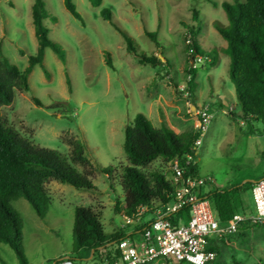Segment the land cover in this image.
<instances>
[{
  "label": "rangeland",
  "instance_id": "obj_1",
  "mask_svg": "<svg viewBox=\"0 0 264 264\" xmlns=\"http://www.w3.org/2000/svg\"><path fill=\"white\" fill-rule=\"evenodd\" d=\"M43 1L49 14L56 17V21L46 19L44 23L50 29V38L65 50L66 63L47 48L44 64L49 77L40 65H35L28 78L30 90H15L13 102L1 108L2 120L35 148L62 154L93 189L79 190L49 180L45 187L51 205L44 220L24 197L11 202L23 221L28 264H56L61 255H74L77 206L90 208L107 234L132 229L121 227L125 211L122 173L131 165L123 151L125 128L143 113L156 127L165 124L176 134L196 132V116L189 106L193 103L184 93L188 70L194 64L197 87L193 101L196 108L208 106L213 113L197 154L199 174L214 181V186L205 190L264 177V133H248L241 119L228 72L229 56L222 51L226 42L213 27L214 22L228 24L221 5L233 0H102L98 7L89 0H73L83 24L71 15L63 0ZM32 4L33 0H0V55L21 70L38 47ZM103 8L112 11V19L132 37L139 53L168 60L169 67L139 63L127 51L123 36L101 16ZM195 9L199 14L194 20ZM197 26L201 29L196 40L202 56L192 57L184 33ZM145 29L157 34L158 44L145 34ZM106 52L110 53L113 68L107 64ZM205 55L215 56L217 62ZM199 57L201 61L196 62ZM33 97L39 98L42 106ZM253 126L257 131L264 128L260 120ZM78 141L85 145L84 165L71 160L72 143ZM139 168L148 178L158 171L173 182L168 160L157 159ZM244 198L255 212L250 192ZM117 203L119 212L115 210ZM219 246L221 262L264 264V228L255 223L242 225L238 232L223 237ZM0 255L7 264H21L7 244H0ZM77 264L106 263L90 259Z\"/></svg>",
  "mask_w": 264,
  "mask_h": 264
},
{
  "label": "trees",
  "instance_id": "obj_2",
  "mask_svg": "<svg viewBox=\"0 0 264 264\" xmlns=\"http://www.w3.org/2000/svg\"><path fill=\"white\" fill-rule=\"evenodd\" d=\"M89 1L94 7L102 4V0ZM63 3L71 15L83 24L84 20L73 0H63ZM212 3L216 6L215 2ZM221 6L228 24L214 22L213 27L226 42V47L222 51L229 56L228 72L235 86L236 97L241 108V119L248 126V133L262 134L264 128L262 131L255 130L253 122L260 120L264 124V0L224 1ZM31 11L38 47L36 53L29 56L28 65L21 70L7 57L0 55V244L9 245L21 264H28L24 253L23 221L20 214L11 206V202L24 197L37 215L44 220L51 205L50 196L45 187L49 180L69 184L79 190L93 189L90 181L77 173L58 151L35 148L29 142L22 140L15 130L6 127L3 123L1 108L13 102L15 90H30L28 78L34 66L40 65L46 77H49V71L44 64L47 48L66 63L65 50L50 38V29L44 23L46 19L56 21V17L49 14L43 0H33ZM198 14L199 12L195 9L194 20ZM101 16L123 36L127 51L134 54L139 63L169 67L168 60L162 61L157 56L147 57L139 53L132 37L112 19V11L109 8H103ZM200 31V27L197 26L184 33L185 39L188 40L187 49L192 57L202 56L196 40ZM144 32L157 44L159 43L155 32H149L147 29ZM205 58L217 62L215 56L205 55ZM106 61L108 66L113 68L109 52H106ZM188 74L189 98L196 108L193 98L197 87V69L190 66ZM66 82L71 91V78L67 71ZM33 100L38 106H42L39 98L33 97ZM196 138V132L176 134L165 124L156 127L145 114L138 113L132 123L125 128L123 151L131 165L124 167L122 173L121 186L125 192L123 210L131 213L139 205L149 204L152 200H160L163 203L170 201L175 184L158 171L153 172L148 178L139 167L146 166L157 159L170 161L175 157H184L193 150ZM72 145L71 160L80 165L86 164L84 143L78 141ZM100 170L105 172L104 168ZM191 171L199 174L197 165ZM208 186H214V181L208 182ZM252 186L253 182L248 181L227 188L209 189L206 196L211 202L215 218L224 224L235 213L246 212L243 208V198L246 192L252 193ZM118 204L115 206L117 212L120 210ZM178 215L185 220L189 218L188 210ZM249 223L250 221H246L242 225ZM255 225L264 228V222H258ZM139 231L140 228H136L131 233L132 236L137 238ZM124 236L126 232L123 230L112 234L105 233L99 217L90 208L77 206L73 225L74 255L70 258L76 264L78 261L89 258L114 264L120 257L116 244ZM220 240L210 239L208 247L217 253L212 264H226L218 260L221 254ZM0 262L7 264L1 255Z\"/></svg>",
  "mask_w": 264,
  "mask_h": 264
},
{
  "label": "built area",
  "instance_id": "obj_3",
  "mask_svg": "<svg viewBox=\"0 0 264 264\" xmlns=\"http://www.w3.org/2000/svg\"><path fill=\"white\" fill-rule=\"evenodd\" d=\"M200 61L199 57L196 62ZM184 91L189 97L188 89ZM189 106L196 115L197 138L190 153L169 161L175 184L172 199L166 203L152 200L149 204L139 205L131 213L122 212L121 227L132 229L116 244L120 257L114 264H212L217 253L208 247L210 239L220 240L234 234L246 221L264 222V177L253 182V214L237 212L224 224L215 218L205 190L213 179L191 171L197 165L198 148L213 113L208 106ZM184 210L189 213L187 220L178 215ZM148 215L152 218L146 219ZM136 228H140V233L134 238L131 233ZM58 264L75 263L64 257Z\"/></svg>",
  "mask_w": 264,
  "mask_h": 264
},
{
  "label": "crops",
  "instance_id": "obj_4",
  "mask_svg": "<svg viewBox=\"0 0 264 264\" xmlns=\"http://www.w3.org/2000/svg\"><path fill=\"white\" fill-rule=\"evenodd\" d=\"M193 114H194V116H196L195 115V112L193 111ZM196 118V117H195ZM197 120V119H196ZM197 123V122H196ZM256 179H253V180H251L252 182H254ZM250 195H251V197H252V193H251V191H250ZM243 208L246 210V212L248 213V214H253L254 213V208H252V206L250 205V203H249V201H248V199H247V201L245 200V198H243ZM70 254L68 255V254H65V255H61L60 256V258L58 259V261L61 259V258H64V257H69L70 258ZM91 258H89V259H87V260H84V261H88V260H90ZM58 261L56 262V264H58Z\"/></svg>",
  "mask_w": 264,
  "mask_h": 264
},
{
  "label": "water",
  "instance_id": "obj_5",
  "mask_svg": "<svg viewBox=\"0 0 264 264\" xmlns=\"http://www.w3.org/2000/svg\"><path fill=\"white\" fill-rule=\"evenodd\" d=\"M194 109V108H193Z\"/></svg>",
  "mask_w": 264,
  "mask_h": 264
}]
</instances>
